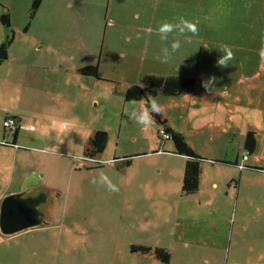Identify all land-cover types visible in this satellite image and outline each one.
<instances>
[{"label":"rangeland","instance_id":"rangeland-1","mask_svg":"<svg viewBox=\"0 0 264 264\" xmlns=\"http://www.w3.org/2000/svg\"><path fill=\"white\" fill-rule=\"evenodd\" d=\"M31 1L0 0V14L5 12L9 17V25L0 21V38L4 39L11 32L13 35L8 55L0 65V138L4 129L2 119L6 114L20 125L32 127L29 134L23 131L25 135L17 137L18 153L0 144V170L5 168V172L0 171V197L25 189L22 183L18 190H11L8 175L12 174L14 181L22 169L31 171L30 174L38 171L42 174L43 171L44 177L38 186L59 193L47 205V225H43L49 229L48 232L45 230L41 240L46 235V241H53L56 235V246L47 245L54 248V259L48 261L52 264H86L87 259H79L82 242L77 231L87 225L85 207L93 202L95 192L91 180L103 173L118 191L112 192L108 188L104 197L110 206L103 205L101 212L96 208L89 211L87 223L98 225L106 234L98 251L100 259L92 263L162 264L153 254L128 253L130 244L123 248L119 243L127 235H131L132 240L136 237V241L150 239L152 244L159 243L163 219L172 218V209L179 213L184 201L193 204L196 196L181 194L182 180L176 182L177 179L167 171V168L175 167L178 160L163 154L165 150L174 151V147L170 139L160 138L156 119L153 128H143L126 115L133 107L139 110L145 101L124 100L123 87L138 83L144 74L168 76L173 71L167 70V75L164 74L161 62L156 59L165 46L155 32L157 25L143 21L142 12L136 20L131 16L132 10H120L124 0L116 5L110 0H40L38 9L30 12ZM130 1L133 5L137 3V0ZM200 1V8L193 9L194 15L190 8L178 9L177 16L197 23L199 35L193 36L187 47L185 37H178L181 48L169 61L180 66L178 71L172 72L177 74L174 75L194 76V89L177 95H163L157 91L149 100H156L162 108V117L175 130L184 132L189 144L206 160L215 158V149L228 150V156H233L237 141L245 138L248 131L255 132V148L251 155L258 157V163L264 165V0ZM160 8L166 9L167 16L166 13L164 16L168 21L176 16L168 11L170 4L159 5ZM82 35L88 40L82 46L85 50L78 46ZM186 35L191 36V33ZM41 37L46 41L36 49ZM174 38H177L175 34L169 36V43ZM63 40L67 42L58 47ZM223 46L231 49L235 56L227 68L217 66V59L222 55L219 49ZM90 52L95 59L101 60L95 77L80 75L72 69L83 53ZM209 77H215L216 82L211 91H206L202 81ZM35 78L41 81L39 89L40 86L47 89L46 93L41 92L44 98L32 95V92L38 93L36 88L32 91ZM98 129L107 132V141L99 158L123 161L114 168L92 163L97 160L94 157H83L89 137ZM69 130L74 131L72 140L67 136L58 138L61 132ZM4 131L11 132L9 129ZM48 136L58 140L52 142ZM6 139L12 140L11 133ZM126 159L131 164L126 165ZM73 163L75 171L71 167ZM213 163L205 162L204 165L219 164ZM85 165H92L94 169L85 170ZM157 167L161 172L158 173ZM215 168L206 166L200 175L198 184L202 196L211 193V188L205 186L215 178ZM227 175L219 178L218 184L223 188ZM251 175V183L242 190L236 205L231 204L229 197L227 201H215L219 208L216 214L207 216L205 211L199 212L198 219H213L217 215L215 231L212 222L202 220L190 230L207 250L180 246L178 251L169 254L168 264H229L231 246L236 252H245L248 247L240 237L248 240L252 237L253 244V235L255 242L262 245L260 251L254 249L256 253L253 259L251 256L250 264H264V175L255 171ZM70 180L73 181L71 189ZM220 186L215 189L217 194H220ZM100 187L105 188L103 184ZM258 191L263 192L262 196L256 195ZM243 210L245 217L241 219V226L237 220ZM184 215V221L192 218L187 213ZM256 217L260 219L256 220ZM133 221L134 228L129 227ZM66 227L76 232L69 234L70 243L63 233ZM59 229H62L61 233ZM118 232L125 237L114 241L113 234ZM185 232L188 234L187 230ZM25 233L17 234L14 240L27 237ZM210 241L214 243L213 247ZM5 244L0 243V264L11 263L1 254ZM112 249H117V253ZM112 256L117 259L113 261ZM21 263L47 264L38 257L30 258L29 262L22 259Z\"/></svg>","mask_w":264,"mask_h":264},{"label":"crops","instance_id":"crops-1","mask_svg":"<svg viewBox=\"0 0 264 264\" xmlns=\"http://www.w3.org/2000/svg\"><path fill=\"white\" fill-rule=\"evenodd\" d=\"M67 1H69V0H67ZM89 1L92 2L93 0H89ZM119 1L120 0H110V2L113 3V5H116ZM200 2H201L200 0H140V1L137 0V3H135L133 5V4H131L130 0H124L120 10H132L133 13L131 16H133V19H136V20L140 17L141 12H142L141 17H144L143 21H147L148 25L149 24L158 25V23H159L158 20L164 21V18L167 20L166 9L160 8V10H159V5L170 4V8L168 11H171L172 14L176 13V16H173V20H170V21L175 22L177 19L180 18L179 16H177V13L179 12L178 9L184 8V7L190 8L191 13L194 15L193 9L195 7L198 10L200 8ZM68 5H70V3ZM162 7H164V6H162ZM189 11L187 12V14L189 13ZM158 12L160 13L159 15H158ZM164 13H166V16H164ZM141 20H142V18H141ZM113 21L117 22L115 19H113ZM2 40H4V39H2V37H1L0 42ZM44 41H46L45 37L44 38L41 37L40 41H38L40 43L36 47V49L38 47H41L43 45ZM87 41L88 40L85 39V36L82 35L81 43H78V46L80 48L84 49L82 46H84V43H86ZM66 42H67V40H63L62 42H60L58 44V47H63V44H65ZM189 45H190L189 42H187L185 44L186 47ZM121 54L124 56L123 52H121ZM7 55H8V53H7ZM73 57L74 56H72L70 58L73 59ZM3 62L4 61H2L0 65H2ZM86 64L87 65L96 64L98 69H100L101 60L99 58L95 59L94 55L91 52L89 54L83 53L82 58H80L77 65H73L72 69L76 70L77 73H79V71H78L79 67L86 65ZM161 64L165 70L164 74H166V75H167V70L169 71L172 69L173 71H175V70L178 71L180 69V66H177L176 62H174V61L168 62V63H161ZM172 72L169 73L168 76L176 74V73H172ZM80 75H82V74H80ZM144 75H146V74H144ZM40 82H41L40 79L35 78V81L31 84L32 85V91L35 88L38 89V93L34 94L32 92V95L34 97L40 96V98H42V97L44 98V95L41 92L46 93L47 89H44L41 86L39 89L38 86L40 85ZM126 85H128V84H126ZM123 89H124V87H123ZM123 89H121V90L123 91ZM7 113H10V111ZM8 115H10V114L4 115L3 118L8 116ZM158 116L160 117V121L163 123V126H161L159 124V122H157V125H158L157 130L159 128H163L165 126L170 127L171 129H174V127H172L168 123L167 119H164L162 117V115H158ZM151 128H153V126H151ZM19 130H21V131H19ZM29 130L30 129L20 128L16 132H14V134L12 132H6V133L3 132V136H2V138H0V144L2 146L4 145L2 143V139H5V137L8 138V135L10 133H11L12 140L9 142L15 143L16 141H13L14 135H16L15 139L18 140L17 139L18 136H20L21 134L22 135L29 134L28 133ZM23 131L25 132V134H23ZM174 131H178V130L174 129ZM73 132L74 131H70V130L67 132H61V135H59L58 138L61 139L63 136H67V137H69L70 140H72ZM179 132H181V131H179ZM182 133L184 135L185 141L187 142V144H189V142L185 138V136H186L185 133L184 132H182ZM34 137H35L34 135L31 137V139H30L31 142H33ZM37 137H39V136H37ZM47 138L51 139L52 142H55L58 140V139L51 138L49 136ZM39 139H40V137H39ZM6 140H8V139H6ZM165 140L168 141L169 138L165 139ZM196 141H197V139H196ZM15 144H17V143H15ZM7 146L13 151V153H18V150H17L18 146H15L14 144L7 145ZM189 146L192 147L190 144H189ZM254 148H255V146H254ZM254 148H253V150H254ZM245 149L246 148L244 145V138H243V139H240L239 141H237V149L233 153V156H231V157L228 156V154H227V153H229L228 150L218 151L217 149H215L216 155H215L214 159H212V158H209V160H206L205 158L201 159V161H200V165H201L200 166V175L204 173V171L206 170L205 169L206 166L210 167V168L216 167L214 169V177L215 178L211 182H209L208 186H205L204 182L202 181V187L205 186L207 188H211L210 189L211 193L207 194V196H202L200 194L201 188L198 185V189L194 193H192L193 195H196L195 201L193 204L190 205V202L188 204V202L184 201L185 203H181L179 213L175 212L173 209L171 210L172 218L168 219L167 217H165L163 219V228L161 231L162 240H160L159 243H156V245H158V247H163V248L169 250L171 253L172 252L175 253L176 251H178L180 246H182L183 249L188 248L189 250H196V248H201V250H203V251L207 250L206 249L207 247L203 246V244H201L200 241H196V240H198V238L192 236L190 230L195 229L196 224L200 223V220H202V222H204V223L207 221L212 222L213 223L211 225L212 230L215 231V229L218 225L217 224V218H216L217 215H214L215 218H213V219H204L202 217H199L200 219H198L199 212L204 213V211H205L207 216H210L212 213L216 214V212H217L216 210L219 209L218 204H216V202L220 201V200L227 201L229 199V197H231V204L236 205L237 202L239 201V198H241L242 190H246L248 188V183H251L250 182L252 179L251 174L253 173V171L261 172L264 175V170H262L261 168L257 169V167H261L262 164L258 163V161H259L258 157H256V156L254 157L253 155H251L253 152L247 154V157L243 161L244 165L247 167L242 168V169H238V167H236L234 165L236 162L241 161V155L245 151ZM41 150H43V148H41ZM193 150H194V148H193ZM194 152L197 155L201 156L195 150H194ZM100 154L95 155L94 158L99 160ZM163 154H166V156L169 158H171V157L177 158V160H178L177 165L175 167L167 168V171L172 175V178L177 179L176 182H180L182 179L183 166L185 165V162L188 159V157L184 154L174 152L173 149L165 150V152H163ZM76 157H77V155L74 156V158H76ZM128 161L131 164L130 160H128ZM205 162L206 163L209 162L210 164H214L213 162H219V164L217 163L215 166H210L209 164L204 165ZM129 163L125 162L126 165ZM75 166H76L75 163H73L71 165V167L73 168L74 171H75ZM263 166L264 165H262V167ZM250 167H252V168L250 169ZM84 169L91 171L94 169V167L92 165H85ZM0 171L5 172V168L2 167ZM157 171H158V173L161 172V168L157 167ZM229 171H230V174H229ZM41 172H42V174H39V171L30 174L31 171L25 172L22 169L20 172V175L16 178L14 177L15 178L14 181H13V179H11L12 174H10V175H8L10 177L9 182H8L9 187L13 188L11 190H18L19 188H21L22 183H24L23 187H25V189L31 188L34 185H38V184H40L41 180L44 177L43 171H41ZM8 173H9V171H8ZM225 173H228V175H227L228 177L225 178V182H224L225 187L223 188L218 184V182H219V178L221 176H223ZM1 174L2 173H0V175ZM34 176H36V178H34ZM4 177H6V176L3 175V178ZM250 177H251V179H250ZM230 181H232V182L236 181L237 182V183H235L236 184L234 186L235 188L234 187L231 188L230 186H228V182H230ZM263 184H264V178H263ZM100 185H102V184H93L92 185L93 190H95V192L93 193L94 196L92 197V201H95L96 197L98 199L102 200L104 198V196H106V194L108 193V190H107L108 188L104 185L105 188H104V190H102ZM218 185L220 186V194H217V192H215V189L219 188ZM72 186H73V181L70 180L69 181L70 189ZM112 192H114V191H112ZM262 193H263L262 191H258L256 193V195L262 196ZM223 206H225V205H223ZM228 206H230V205H228ZM235 208H236V206H234V210H235ZM186 213L189 214L192 218L189 219V217H188L184 221V217H185L184 214H186ZM240 213H242V214L237 221H238V224L242 226L243 223H241V219H243L245 217V215H244L245 212L243 210ZM231 215L233 216V219H234V211L233 212L231 211ZM219 218H220V216H219ZM194 219H197V220L195 221ZM259 219H260V217H256V220H259ZM220 221H223V220H220ZM134 222L135 221L130 222L129 227L134 228V225H135ZM127 223H129V222H127ZM247 226H248V224H247ZM247 226H243V227L245 229H247ZM47 229H49V228L43 227V225H42L41 227L40 226L34 227V230L28 231V229L27 230L24 229L18 233L10 235V236L6 235L5 237H0V243H6L5 246L2 247V249H4V250L1 252V254L3 255L4 258L8 257L11 260V263H9V264H22L21 263L22 259L29 262V259L30 258L32 259L33 257H38L42 263H43V261H45L47 264L50 263L48 261L47 254L49 253V251L54 246H56V235L53 236V239H54L53 241H46V235L44 236L43 240H41L45 230H47ZM61 230L62 229H59L60 233L62 232ZM165 230L168 231L166 234L164 232ZM186 230L188 231V234L185 232ZM26 231H27V233H25ZM84 231H86L85 233L88 236L89 235H91V236L88 237L87 235H85L83 233ZM196 231H198V229H196ZM47 232H48V230H47ZM19 233H22V234L25 233L28 235H27V237H22L19 241L14 240L16 235ZM63 233H66V235H67L66 239L70 243L69 234L71 235V234H74L76 232H73V231H71V229L66 227L65 231ZM77 233L84 234V235H80V242H82V245H81V248L79 250V259H82V258L88 259L89 262L96 263L98 261V259H100V258H98V257H100L98 255V251H99V249L101 250L100 246L103 245V238L106 235L105 232H103V229H99V227L91 228V227L82 226V227L78 228ZM130 233L132 234V231H130ZM204 235H207V234H204ZM113 236H114V241L120 240L123 237H125V235L122 237L120 232L116 233L115 235L113 234ZM198 236L201 237V234L199 233ZM130 237H131V235H127V237L122 242H119L123 246V248L124 247L127 248V245L131 244L132 242L133 243L136 242L138 244H143V245H153L152 242L150 241V239L149 240L136 241V237H133L134 238L133 240ZM254 238L255 237L253 235V244H251L252 237L250 238V240L244 238L243 236H242V238L240 237V241H241V239L244 240V242L246 243V247H248L249 252L247 250L245 252L239 253L238 251L236 252V249L232 250V246H231L230 255L228 257L230 259L229 264H250L251 263V256L253 259V256L256 253L254 249H257L260 251L261 250L260 247L262 245L261 243H259V244L256 243ZM237 239H238V237H237ZM12 240H14V241H12ZM10 241L12 242V244H10ZM48 244H52L53 247H47ZM213 244L214 243L212 241H210V246L213 247ZM64 245H66V244H64ZM44 247H45V249H44ZM53 249L51 250L52 252H54ZM117 251L118 250L115 249V250H113V253H117ZM137 254H140V253H137ZM116 259H117L116 256H114V257L112 256L113 261ZM50 264H52V263H50Z\"/></svg>","mask_w":264,"mask_h":264},{"label":"trees","instance_id":"trees-1","mask_svg":"<svg viewBox=\"0 0 264 264\" xmlns=\"http://www.w3.org/2000/svg\"><path fill=\"white\" fill-rule=\"evenodd\" d=\"M39 2L40 0L31 1V5H30L31 11L30 12L32 11L34 12V10L38 8ZM0 21L2 24L9 25L8 14L5 12L1 13ZM12 40H13V35L11 32L10 35L8 34L4 38V40L0 42V64L3 60H5ZM78 71L82 75H87L88 77L89 76L95 77L98 73V67L96 64H92V65L86 64V65L79 67ZM195 85H196V80L194 76H191V75H186V76H176V75L161 76L157 74L143 75L140 78L138 83H135L132 85L130 84L123 90V98L124 100H130V101L143 99L146 103L150 101L149 98L153 96L157 91H160L161 94L163 95H177L180 92L185 91V90H190V89L193 90ZM18 129L20 128L12 130L11 132L14 133ZM160 130H164V132L169 134L168 138L173 143L174 152L184 154L188 157V159L185 162V165L183 166L182 179H181L182 181L180 183V192L181 194L190 195L198 189V185H199L198 181L200 180V166H201L200 161L203 157L197 155L194 152V150L189 146V144H187L182 132L174 131V129H171L170 127H167V126L163 128H159L158 132ZM106 133H107L106 131L99 130V129L96 130L94 133H92V135L88 139L87 147L85 148L83 152V155L85 158H92L95 155L101 153L107 141ZM254 133L255 132L253 131H248L244 138V145L246 148L245 150L248 151L247 154L253 152V148L255 146V134ZM159 136L162 140H165L164 138L161 137V134ZM13 143L14 142L8 143V144L12 145ZM125 162L129 163L128 159H126ZM234 165L238 167L237 163H235ZM245 167L247 166L244 165L243 168ZM251 168L252 167H250V169ZM260 168L261 167H257V169H260ZM238 169H242V168L238 167ZM230 182H228V186H230L231 188H233L236 185L235 183H237L235 181V182H232V185H231ZM56 195L58 196L59 193H56ZM103 205L110 206L109 201H107L105 197L102 200L96 197L95 201L91 202L90 205L85 207V213L87 211V216L85 217V219L83 217V219L87 225H83V226L91 227V228L98 227V225H90L87 223V220L90 218V216L88 215H89V211L93 208H96L99 212H101ZM85 232L86 231H84L83 233L87 235ZM84 234H79V237L80 235H84ZM90 236L91 235H89L88 237ZM0 237H3V235H0ZM51 250L47 254L48 260L51 258L54 259V252H52ZM128 253H140L143 255L153 254L158 259V261H160L162 264H168L169 254L171 252L163 247H158V245L156 244H153V245L130 244L128 245ZM86 264H93V263L89 262V260L87 259Z\"/></svg>","mask_w":264,"mask_h":264},{"label":"clouds","instance_id":"clouds-1","mask_svg":"<svg viewBox=\"0 0 264 264\" xmlns=\"http://www.w3.org/2000/svg\"><path fill=\"white\" fill-rule=\"evenodd\" d=\"M155 32L159 36L161 42L165 45L161 49V54L156 57V59H158L161 63H168L172 59L173 55L180 50L181 41L178 37H185V42L190 43L191 38L193 36L199 35V29L197 23L184 19L182 17L177 19L175 22L168 20L161 21L157 25ZM187 33H191V36H187L186 35ZM172 34H175L177 38H174L169 43V36H171ZM204 46L206 47V45ZM219 50L221 51L222 55L217 59V66L220 68H227L229 65H231L230 61L235 59L234 53L231 51V49L227 48V46H223V48ZM215 82H216L215 77H209L208 79L202 81V87H204L206 91H211L212 87L215 85ZM161 114H162V108L154 99L149 102H146L139 110L133 107L126 112V115L130 120H134L138 125H140L143 128L151 127L155 122L156 115H161ZM246 152L248 153V151ZM91 162L94 164L99 163L104 166L114 168L117 164H120L123 161L118 158H109V159L93 160ZM240 162H236L237 166ZM91 183L103 184L112 191H118L117 186L113 184L110 178L103 173H101L98 178H93L91 180Z\"/></svg>","mask_w":264,"mask_h":264},{"label":"water","instance_id":"water-1","mask_svg":"<svg viewBox=\"0 0 264 264\" xmlns=\"http://www.w3.org/2000/svg\"><path fill=\"white\" fill-rule=\"evenodd\" d=\"M155 119L163 126L158 115ZM55 197H58L56 192L38 185L0 197V235L10 236L24 229L47 225V205Z\"/></svg>","mask_w":264,"mask_h":264},{"label":"built area","instance_id":"built-area-1","mask_svg":"<svg viewBox=\"0 0 264 264\" xmlns=\"http://www.w3.org/2000/svg\"><path fill=\"white\" fill-rule=\"evenodd\" d=\"M2 125H3V127H4L5 129H6V128H7V129H10V131L15 130V129H17V128L32 129V127H31L30 125H28V126L20 125V124L16 121V119H14L13 117H10V115H8V116H6V117H4V118L2 119ZM159 133L161 134V137L164 138V139H166V138L169 137V134L166 133V132H164V130H160ZM245 152H246V151H245ZM246 153H247V152H246ZM246 153H245V154H246ZM245 154H243V155L241 156V162L238 164V167H239V168H243V167H244L243 160L246 158V155H245ZM230 184L232 185V182H230Z\"/></svg>","mask_w":264,"mask_h":264},{"label":"flooded vegetation","instance_id":"flooded-vegetation-1","mask_svg":"<svg viewBox=\"0 0 264 264\" xmlns=\"http://www.w3.org/2000/svg\"><path fill=\"white\" fill-rule=\"evenodd\" d=\"M4 128V127H3ZM7 129V128H6ZM5 128L3 129V132L5 133ZM14 134V133H13ZM15 136L16 135H14V138H13V141H16V139H15ZM4 142V143H3ZM2 143L4 144V145H9L8 143H10L9 142V140H5V139H2ZM15 146H18L17 144H15V143H13Z\"/></svg>","mask_w":264,"mask_h":264}]
</instances>
